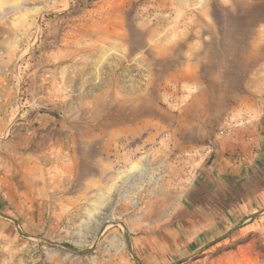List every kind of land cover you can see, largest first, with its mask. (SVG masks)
I'll list each match as a JSON object with an SVG mask.
<instances>
[{"label": "rangeland", "instance_id": "obj_1", "mask_svg": "<svg viewBox=\"0 0 264 264\" xmlns=\"http://www.w3.org/2000/svg\"><path fill=\"white\" fill-rule=\"evenodd\" d=\"M263 61L264 0H0V264H264Z\"/></svg>", "mask_w": 264, "mask_h": 264}, {"label": "crops", "instance_id": "obj_2", "mask_svg": "<svg viewBox=\"0 0 264 264\" xmlns=\"http://www.w3.org/2000/svg\"><path fill=\"white\" fill-rule=\"evenodd\" d=\"M247 2L252 3V0H245V3ZM261 68L264 70V65ZM255 94L257 97H254V100L262 104L257 106L253 121L229 129L214 150V157L217 163L219 162L217 173L226 179L228 190L231 186L236 190L243 188L246 194L242 200L247 196L246 201L250 196L258 198L257 196L261 194L259 184L262 176L264 177L262 173L260 174L261 163L264 160V78L261 79ZM224 183L225 181L222 182V187Z\"/></svg>", "mask_w": 264, "mask_h": 264}, {"label": "bare ground", "instance_id": "obj_3", "mask_svg": "<svg viewBox=\"0 0 264 264\" xmlns=\"http://www.w3.org/2000/svg\"><path fill=\"white\" fill-rule=\"evenodd\" d=\"M115 135H117V134H115ZM128 135L131 137V138H133V132L132 131H129L128 132ZM113 136V135H112ZM18 154V153H17ZM70 155V154H69ZM68 156V155H67ZM72 156H74V153H73V155ZM61 158V154H56L55 155V159H60ZM62 158H65V157H62ZM27 159V158H26ZM68 159V158H67ZM70 160V159H69ZM71 161V160H70ZM69 162V161H68ZM71 165H72V163H71ZM72 167V166H71ZM69 169H70V167H69ZM71 171V170H70ZM169 199V198H168Z\"/></svg>", "mask_w": 264, "mask_h": 264}]
</instances>
